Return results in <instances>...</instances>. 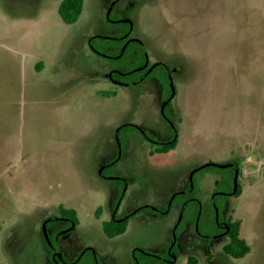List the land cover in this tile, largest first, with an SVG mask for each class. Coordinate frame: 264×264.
<instances>
[{"label": "rangeland", "instance_id": "1", "mask_svg": "<svg viewBox=\"0 0 264 264\" xmlns=\"http://www.w3.org/2000/svg\"><path fill=\"white\" fill-rule=\"evenodd\" d=\"M61 1L0 0V264H50L60 246L72 248L71 258L92 247L89 263L135 264L136 247L166 250L179 215L136 214L124 233L107 236L112 182L99 163L117 152L124 122L165 134L159 92L151 80L121 85L105 76L110 66L89 37L100 32L106 1L85 0L75 23L59 14ZM118 7L134 16L152 62L183 68L167 109L180 118L177 145L152 153L141 137L123 143L119 212L169 205L193 166L239 158L247 177L230 198L251 251L227 256L217 245L209 261L201 222L200 233L197 224L178 229L172 264L190 255L199 264H264V0H121L114 14ZM63 206L78 210L79 224L60 241L46 235L44 218ZM99 206L107 208L101 217Z\"/></svg>", "mask_w": 264, "mask_h": 264}, {"label": "flooded vegetation", "instance_id": "2", "mask_svg": "<svg viewBox=\"0 0 264 264\" xmlns=\"http://www.w3.org/2000/svg\"><path fill=\"white\" fill-rule=\"evenodd\" d=\"M104 1L107 3L104 20L102 23L99 20L96 22V29L100 28V32H96L95 29V32L89 37V43L95 53L104 57L110 66L108 72H104L105 76L121 85H135L147 80L153 81L159 92L162 117L167 124V131L163 136L154 134L143 126L128 121L116 129L117 152L113 155L110 154L99 163V168L101 167L100 177L112 182L111 204L108 207V217L104 221L114 220L116 223L127 221L129 225L136 214L168 217L173 209L176 210L179 221L169 235L166 250L158 251L152 248L136 247L133 250L135 264H172L177 258L178 229L181 227V232L186 234L191 225L197 224V232L200 233L202 232L200 229L201 222H203V228L205 227L207 230L206 233H202V237L205 241L206 255L210 258L209 261L219 252L217 245L222 246L225 255L231 256L225 247L230 242L236 227L235 222L238 221L234 217V199L232 200V198L241 193L243 178L247 177L243 174L245 164L239 158L227 160L224 163L210 160L193 166L187 172L189 178L185 185L172 195L169 205L144 204L128 213L119 212L128 184V180L116 171L117 163L120 160L118 155L119 152L121 153L123 143L141 137L148 141L152 153H163L157 151V148L178 140L176 120H180V118H178L177 112H173V117H171L167 109L176 94L175 75L181 74L183 68L173 66L174 64L164 59L152 62L143 39L134 34V16L127 11L124 12L120 7L115 14L113 13L115 6L121 0ZM209 180L212 181V186L207 184ZM204 192L208 193L205 202L200 197L201 193ZM101 207L102 216L107 208ZM45 222H47V231L60 241L68 238L75 226L79 224L73 216L64 215L62 209L58 214L45 217ZM241 231L242 225H240V233ZM93 251L92 247H87L80 250L76 255L73 254L71 258L68 257L72 255V248L69 249V246L66 251L61 246L59 249L53 248L50 264H99L97 257L93 256V263H89L88 257H85L86 255H94L92 254ZM153 258H157L158 261Z\"/></svg>", "mask_w": 264, "mask_h": 264}, {"label": "trees", "instance_id": "3", "mask_svg": "<svg viewBox=\"0 0 264 264\" xmlns=\"http://www.w3.org/2000/svg\"><path fill=\"white\" fill-rule=\"evenodd\" d=\"M85 0H62L59 5V14L66 23H75L80 18ZM177 144V140L166 146L158 147L157 151L166 152L174 148ZM64 215L73 216L76 222H79L78 211L76 208L62 207ZM102 214V207L100 206L96 210V215L100 217ZM128 222L123 221L116 223L114 220L104 221L103 228L105 233L109 237H114L121 233H124L127 229ZM241 220L235 222V230L232 233L230 242L226 245L225 249L227 253L234 257H244L251 251V245L248 240L243 237L240 233ZM158 261L157 258H153ZM187 264H199V259L195 255H191L188 259Z\"/></svg>", "mask_w": 264, "mask_h": 264}, {"label": "water", "instance_id": "4", "mask_svg": "<svg viewBox=\"0 0 264 264\" xmlns=\"http://www.w3.org/2000/svg\"><path fill=\"white\" fill-rule=\"evenodd\" d=\"M47 222L44 223V226L46 225ZM45 228V232H46V235H47V229H46V226L44 227Z\"/></svg>", "mask_w": 264, "mask_h": 264}, {"label": "crops", "instance_id": "5", "mask_svg": "<svg viewBox=\"0 0 264 264\" xmlns=\"http://www.w3.org/2000/svg\"><path fill=\"white\" fill-rule=\"evenodd\" d=\"M78 211V210H77ZM79 213V212H78Z\"/></svg>", "mask_w": 264, "mask_h": 264}]
</instances>
